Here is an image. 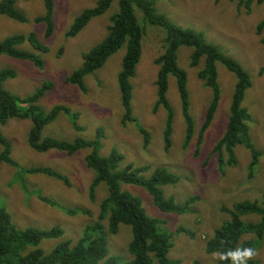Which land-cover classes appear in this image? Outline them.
<instances>
[{"label": "rangeland", "instance_id": "374dc122", "mask_svg": "<svg viewBox=\"0 0 264 264\" xmlns=\"http://www.w3.org/2000/svg\"><path fill=\"white\" fill-rule=\"evenodd\" d=\"M95 2L53 0V32L45 38V24L33 21L35 16L44 13L43 0H15L16 9L26 21L0 15V41L13 34L27 35L35 32L48 46V51L37 52L26 41L17 46L18 49L37 54L43 61L42 69L29 60L0 54V70L11 69L15 73L13 78L4 80L2 85L14 95L26 96L34 92L42 81L49 80L53 87L39 98L40 109L47 112L53 105L63 104L79 112L76 122L81 127L79 130L72 126L65 114L59 113L56 119L41 129L40 138L54 137L72 141L81 137L92 140L96 136V129L100 128L102 138L99 140V155L107 156L113 149L123 154L118 169L127 164L148 166L147 171L140 173L147 178L156 167H165L178 175L176 183L161 185L160 188L165 197H172L177 203L196 196L191 205L192 212L176 214L162 211L153 204L151 195L143 187L127 183H119V186L122 191L140 199L147 215L162 221L161 230L172 232V246L168 256L177 264H193V260L201 264H218V260L213 259V253H206L205 243L214 229L228 219L226 212L220 208L230 207L242 200H259L264 195V74H258L259 68L264 66V44L260 41L264 37V28L260 34L255 31L257 24L264 19V0L260 4L253 3L249 12L239 7L237 0H157L154 4L157 14L164 15L181 28L201 32L207 42L218 46L248 73L251 85L244 92L242 106L250 115L247 122L249 136L260 152L252 174L247 169L250 152L242 145H236L233 149L236 164L226 166L222 172L212 151L213 145L225 131L236 81L235 75L219 62L216 63V82L220 98L212 122L197 147V132L211 99V89L197 76L198 70L204 65V58H200L196 66H190L192 48L188 46L178 48L176 62L187 75L188 110L193 118L194 134L188 145L183 147L184 121L176 78L170 74L165 95L172 109V125L170 145L167 150L164 149L166 110L158 106L153 111L157 77L154 59L163 51L164 31L160 27L145 26L140 59L135 66V75L130 78L133 87L131 112L138 124L149 132L150 141L146 147L143 146V134L137 126L121 121L124 111L117 75L125 52L124 45L110 55L102 67L84 76L83 92L77 85L65 82L66 76L81 66L82 53L104 37L109 16L117 10V1L114 0L102 15L90 19L77 35L66 37L65 33L73 19ZM136 15L140 16L137 11ZM60 50L61 53H58ZM31 125L29 119L19 118H10L0 125V132L11 144V158L20 168L48 167L66 176L69 185L53 176L26 173L1 162L0 206L6 207L19 229L60 227L62 236L43 238L38 244V247L49 252L62 240L68 239L74 243L82 235L85 226L97 220L99 204L107 196L108 190L106 183L101 181L94 188L93 199L89 196V186L95 175L85 164V155L89 149H80L73 154L56 149L36 151L28 144ZM38 194L45 196L53 205L42 202ZM68 209L75 212H66ZM243 218L256 221L258 216L249 214ZM178 226L191 229L193 237L175 233ZM242 239H252L258 252L254 261L256 264H264V235L259 239L245 234ZM130 240L129 226L120 223L117 232L107 236L108 255L115 257L119 263L131 260L132 256L128 252ZM4 259L15 261L10 255Z\"/></svg>", "mask_w": 264, "mask_h": 264}, {"label": "trees", "instance_id": "16d2710c", "mask_svg": "<svg viewBox=\"0 0 264 264\" xmlns=\"http://www.w3.org/2000/svg\"><path fill=\"white\" fill-rule=\"evenodd\" d=\"M114 0H96L92 7L84 9L77 15L68 30L66 37H74L89 22L90 19L102 15ZM117 10L109 16V25L104 37L95 45L82 53V64L65 78V82L77 85L80 91H84V76L102 67L106 59L125 46L121 67L117 80L121 93L123 107L122 123H134L143 134V146L150 141L149 132L138 124L137 118L132 116L130 100V78L135 75V66L141 55V41L145 34V26L152 25L163 29V51L155 59L157 65L156 101L153 111L158 106L166 110V121L163 130L164 149L170 145L172 125V109L166 98L167 78L173 75L176 78L177 90L180 100V110L184 121V141L186 147L194 134V122L189 113V94L186 88L187 75L178 67L176 62L177 51L180 46L192 48L189 55V65L196 66L200 58H204V65L198 70L197 76L211 89V99L206 108L204 118L199 126L196 138L197 147L203 139L204 132L210 126L220 98V89L216 82V63L223 64L231 71L236 81L229 105V114L223 135L213 145L212 151L216 155L217 166L222 172L226 166L236 164L234 147L242 145L250 152V161L247 169L249 174L259 161L260 152L257 150L249 136L248 120L250 115L242 106L245 90L251 85L248 73L233 58L226 55L220 48L205 40L201 32L189 28H181L170 22L164 15L157 14L154 4L157 0H116ZM263 0H237L239 7H244L246 12L251 10L253 3L260 4ZM15 0H0V15H5L17 21H26V18L15 7ZM44 13L35 16V23L45 24L44 37L48 38L53 32V0H43ZM138 12V17L136 15ZM264 28V19L256 26V34H260ZM28 42L37 52H47L48 46L44 44L35 32L27 35L13 34L0 41V54H5L22 60L31 61L37 68H43L42 59L31 51L18 49L17 46ZM264 44V37L260 38ZM63 49V47H62ZM61 53V50L58 52ZM258 74H264V66L260 67ZM15 73L11 69L0 70V125L10 118L29 119L32 125L28 131L29 146L39 152L49 149L64 151L73 154L80 149H89L85 155V164L95 173L89 186V196L93 199L95 186L104 181L107 185V196L99 204V214L96 221L88 224L83 229L82 235L72 243L70 240H62L49 252H45L38 244L43 238H58L62 236V229L53 226L49 229L26 227L19 229L12 221L10 213L5 206H0V264H177L169 256L172 246V232L160 229L161 220L147 215L138 197L120 189L119 183L133 184L143 187L152 197L153 204L162 211L176 214L192 212V203L197 198L190 196L181 203H177L172 197H165L160 188L161 185L173 184L179 180V176L170 172L165 167H156L149 177L140 175L147 171L148 166L135 167L132 164L118 169L124 156L113 149L107 156H100L99 149L102 130L96 129V136L92 140L81 137L72 141L56 139L54 137L40 138L41 129L56 119L59 113L65 114L72 126L79 130L76 124L79 112L72 110L63 104L53 105L49 111L43 112L39 105V98L51 90L53 85L49 80H44L38 88L29 95L17 96L6 89L2 83L8 78H13ZM0 163L4 162L14 166L17 170L26 173H43L61 180L69 185V180L48 167H23L20 168L11 158V144L0 132ZM198 150V148H197ZM38 198L53 205L45 196L38 194ZM226 212L228 219L214 229L211 237L205 243L207 254L224 252L237 247L256 246L252 239L243 240L245 234L254 235L261 239L264 235V195L259 200H242L233 203L230 207L220 208ZM66 212H75L68 209ZM85 213V211L82 210ZM255 214L256 221L245 220V215ZM106 221V225H104ZM122 223L129 226L131 240L128 244V252L132 259L119 263L113 256L108 255L107 236L115 234L118 225ZM175 233H184L193 237L191 229L178 226ZM29 246L33 248L30 249ZM10 255L15 261H6L5 256ZM193 264H201L193 260ZM218 264H230L229 261H219ZM248 264H256L249 260Z\"/></svg>", "mask_w": 264, "mask_h": 264}, {"label": "clouds", "instance_id": "9594fccd", "mask_svg": "<svg viewBox=\"0 0 264 264\" xmlns=\"http://www.w3.org/2000/svg\"><path fill=\"white\" fill-rule=\"evenodd\" d=\"M257 255V249L254 247H237L224 252H214L213 259L229 261L230 264H248V261L253 260Z\"/></svg>", "mask_w": 264, "mask_h": 264}]
</instances>
